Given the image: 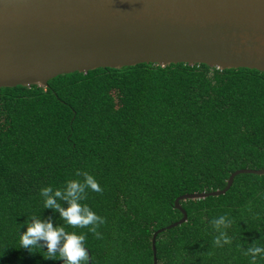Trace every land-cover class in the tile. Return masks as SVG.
<instances>
[{"label": "trees", "instance_id": "obj_1", "mask_svg": "<svg viewBox=\"0 0 264 264\" xmlns=\"http://www.w3.org/2000/svg\"><path fill=\"white\" fill-rule=\"evenodd\" d=\"M263 165L264 74L254 69L138 63L1 87L0 264L58 261L43 259L46 248H13L29 216L63 223L39 192L82 179L77 170L103 189L81 201L105 218L103 239L66 227L86 234L89 264H151V233L180 217L175 197L221 189L231 171ZM178 204L185 220L154 236L155 264H249L238 245L264 246V174H236L223 194ZM220 215L234 221L233 242L216 248L209 222Z\"/></svg>", "mask_w": 264, "mask_h": 264}, {"label": "water", "instance_id": "obj_2", "mask_svg": "<svg viewBox=\"0 0 264 264\" xmlns=\"http://www.w3.org/2000/svg\"><path fill=\"white\" fill-rule=\"evenodd\" d=\"M138 63L264 74V0H0V88ZM241 173L262 175L264 165L231 171L221 189L173 199L180 217L151 233V264L154 236L185 220L178 201L221 195Z\"/></svg>", "mask_w": 264, "mask_h": 264}, {"label": "clouds", "instance_id": "obj_3", "mask_svg": "<svg viewBox=\"0 0 264 264\" xmlns=\"http://www.w3.org/2000/svg\"><path fill=\"white\" fill-rule=\"evenodd\" d=\"M75 176L82 179H69L60 188L47 186L41 188L39 192L42 209H51L59 213L63 223L54 227L51 218L41 220L40 215L29 216L20 226L26 227V231L19 235V245L13 249H24L32 255L36 250L46 248V251L42 252L45 260H60L63 264H89L90 256L85 247L86 234L69 232L66 227L87 229L95 239H103L99 229L106 223L105 218L98 216L86 204L81 203L88 198L89 191L102 194L103 189L86 171L77 170ZM61 202L66 203L67 207H63ZM248 208L250 211L251 205ZM209 223L216 233L213 239L214 247L222 248L232 244L233 240L227 233L234 223L231 218L220 215ZM238 247L244 256L250 257L249 264H257L258 257L264 259V246H259L258 241L249 245L247 250H243L241 244ZM7 250L8 247L5 246L3 251H0V258H3Z\"/></svg>", "mask_w": 264, "mask_h": 264}]
</instances>
